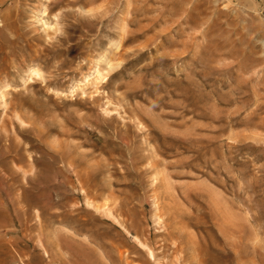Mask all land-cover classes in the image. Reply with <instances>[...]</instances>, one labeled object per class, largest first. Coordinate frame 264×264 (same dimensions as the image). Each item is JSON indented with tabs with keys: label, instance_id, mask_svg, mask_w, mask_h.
Instances as JSON below:
<instances>
[{
	"label": "rangeland",
	"instance_id": "obj_1",
	"mask_svg": "<svg viewBox=\"0 0 264 264\" xmlns=\"http://www.w3.org/2000/svg\"><path fill=\"white\" fill-rule=\"evenodd\" d=\"M0 264H264V0H0Z\"/></svg>",
	"mask_w": 264,
	"mask_h": 264
},
{
	"label": "bare ground",
	"instance_id": "obj_2",
	"mask_svg": "<svg viewBox=\"0 0 264 264\" xmlns=\"http://www.w3.org/2000/svg\"><path fill=\"white\" fill-rule=\"evenodd\" d=\"M30 70H32V71L34 72L35 69H34V67H30ZM88 81H90V80H88ZM87 188H88V187H87Z\"/></svg>",
	"mask_w": 264,
	"mask_h": 264
}]
</instances>
